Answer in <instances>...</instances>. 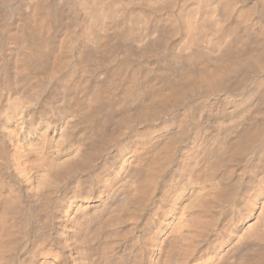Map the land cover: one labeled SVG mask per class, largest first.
<instances>
[{"label": "bare ground", "instance_id": "bare-ground-1", "mask_svg": "<svg viewBox=\"0 0 264 264\" xmlns=\"http://www.w3.org/2000/svg\"><path fill=\"white\" fill-rule=\"evenodd\" d=\"M0 264H264V0H0Z\"/></svg>", "mask_w": 264, "mask_h": 264}]
</instances>
